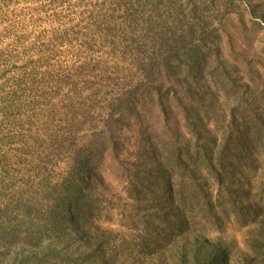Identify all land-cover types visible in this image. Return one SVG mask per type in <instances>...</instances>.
Listing matches in <instances>:
<instances>
[{"label":"trees","instance_id":"1","mask_svg":"<svg viewBox=\"0 0 264 264\" xmlns=\"http://www.w3.org/2000/svg\"><path fill=\"white\" fill-rule=\"evenodd\" d=\"M261 23L264 0H0V128L40 118L37 109L44 111L43 118H58L60 129L46 150L68 155L70 192L65 200H70L79 233L94 236L89 240L93 253L107 244L99 233H113L95 216L103 200L97 191L104 187L98 165L109 152L123 163L121 131L137 121L140 146L135 160L126 161L134 169L129 197L142 203L152 195L158 206L143 216L145 232L135 238L138 242L132 240V249L145 255L154 249H182L181 264H264V206L256 201H264V195H255L262 186L264 194V174L257 172L264 136L252 137L251 127L240 125L235 128L239 135L231 139L227 133L238 120H229L225 109L220 110L223 136L215 134L210 122L216 112L213 78L223 77L224 89L231 93L234 75L256 69L254 50L245 44ZM105 41L113 62L93 56ZM65 46L76 59L71 70L59 72L51 66L52 58ZM234 51L240 58L230 55ZM24 56L28 61L22 67L28 70L22 72L17 65ZM12 63L9 69L16 76L3 83ZM115 81L119 86L109 90ZM148 101L162 117L157 129L143 122ZM194 149V159L201 161L197 168L183 159ZM198 167L221 186L223 197L231 194L227 187H238L229 205L246 230L247 247L236 260L223 238L205 241L188 226V213L195 207L217 216L218 222L227 214V207L213 206L207 193L199 195L201 190L191 193L190 204L183 199L178 172L197 179Z\"/></svg>","mask_w":264,"mask_h":264},{"label":"rangeland","instance_id":"2","mask_svg":"<svg viewBox=\"0 0 264 264\" xmlns=\"http://www.w3.org/2000/svg\"><path fill=\"white\" fill-rule=\"evenodd\" d=\"M262 25L257 26L255 32L248 36L245 44L246 48L254 50L252 65L256 67V71L247 70L234 75L231 78L234 83L231 93H226L223 77L213 78L216 112L210 116V122L214 124L215 134L218 136H223L226 130L220 117L221 109L226 110V116L229 113V120H238L227 133L231 139L239 135L240 131H235V128L240 125L251 127L252 137L256 138L257 133L264 136V23ZM236 27H239L238 18L231 23L233 32ZM109 44L105 41L93 56L113 62L115 58L110 56L113 55V50L108 47ZM116 53L117 56L122 55L118 50ZM230 55L240 58L235 51L230 52ZM249 55L252 56V53ZM52 59L51 66L62 72L72 69L76 57L74 51L65 46L60 47ZM27 61L25 56L18 61L17 66L22 68V72L28 70L22 67ZM13 65L15 64L12 63V67L8 69L13 70ZM11 69L3 83H9L16 76ZM108 83L107 86L111 84ZM113 83L109 90L117 89L120 84L116 81ZM90 86L96 87V84L91 83ZM146 109L149 113L143 122L149 123L155 129L159 128L162 117L156 105L148 101ZM43 112L37 109L36 113L41 114L40 118H27L12 124H3L0 128V264H106L110 256H113V263L110 264H181L182 249H179L180 252L154 249L147 255L132 249V240L145 232V225L140 223L143 216L155 211L154 208L158 206V200H154L152 195L149 196L150 200L142 203L129 197L134 183V169L126 161L135 160L134 155L138 152L142 133L139 123L133 121L129 126L122 128L120 159L123 163L117 160L114 153L109 152L98 165L104 187L97 191L103 200L99 201L95 216L105 229L113 233L100 232V239H104L107 244L103 248L98 247V252L93 253L89 240L94 236L79 233L72 221L70 200H65L70 192L67 177L71 167L68 155L52 153L51 149L46 150L52 142L51 139H54L52 135L56 134L59 128L58 118H43ZM183 130L186 131L184 128ZM152 140L156 143L160 141L155 137ZM262 142L260 153H257L262 156L257 164V172L260 174H264V139ZM26 144L29 145L25 146ZM192 152L187 153L183 159H189L190 166L197 168L201 161L194 159L195 149ZM188 154L192 157H188ZM245 169L249 170V167ZM198 170L197 179L187 172H178L180 176L177 177L176 184L183 199L190 200V204L191 193L201 190L199 195L205 196L207 193L213 206L219 205L221 209L227 207V214H223L222 220L218 222L217 216L195 207L188 213V226L200 232L205 241L223 238V245H231L232 252L235 253L233 258L236 260L247 247L246 230L237 222L239 215L229 205L233 198H236L238 187H227L225 191L231 194H223V197L218 193L221 186L205 176L201 167H198ZM262 188L263 186L255 191V195H264ZM259 199L261 198H256V201L262 202L264 206V201ZM192 220L195 223H192ZM187 237L192 238L193 234ZM133 242H138V239Z\"/></svg>","mask_w":264,"mask_h":264}]
</instances>
